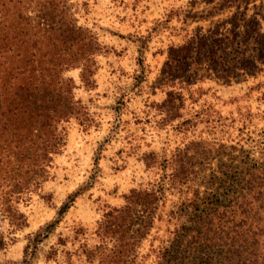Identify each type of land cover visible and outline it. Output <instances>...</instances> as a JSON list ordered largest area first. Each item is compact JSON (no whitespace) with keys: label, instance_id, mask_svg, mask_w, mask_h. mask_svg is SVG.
Masks as SVG:
<instances>
[{"label":"rangeland","instance_id":"obj_1","mask_svg":"<svg viewBox=\"0 0 264 264\" xmlns=\"http://www.w3.org/2000/svg\"><path fill=\"white\" fill-rule=\"evenodd\" d=\"M64 6L100 47L89 77L82 67L65 73L82 112L58 125L61 150L15 201L26 225L16 229L0 208V264H170L162 253L171 233L189 221L196 193L214 190L221 171L246 157H264V54L249 33L253 21L264 33V0H65ZM202 36L205 49L180 66L171 49ZM233 53L249 59L248 70L228 68ZM169 91L182 98L174 118L163 106ZM179 151L193 167L181 188L172 184L169 161ZM135 190L161 198L148 235L124 262L103 226ZM251 191L264 197V179ZM241 212L249 218L227 221L230 236L264 233L262 211L245 205Z\"/></svg>","mask_w":264,"mask_h":264},{"label":"trees","instance_id":"obj_2","mask_svg":"<svg viewBox=\"0 0 264 264\" xmlns=\"http://www.w3.org/2000/svg\"><path fill=\"white\" fill-rule=\"evenodd\" d=\"M64 4L65 0H0V208L16 229L24 227L26 219L15 208V201L40 182L53 154L61 150L63 137L58 125L82 112L73 94L75 84L65 73L82 67L84 77H89L93 56L100 47L93 34L73 22ZM249 33L264 54V33L257 21ZM207 39H190L172 48L179 65L187 66L191 54L201 53ZM227 62L228 68H249V59L240 53H233ZM181 105V96L169 91L163 104L167 115L174 114V118ZM150 160L145 158L148 166ZM169 161L172 184L181 188L189 180L191 158L179 151ZM98 162L99 158L96 165ZM221 174L211 184L214 190L201 197L196 193L199 197L190 206L189 221L171 233L173 237L162 253L169 256L170 264H183L182 255L189 260L186 264H264V233L250 230L248 237H232L225 231L226 222L242 215L245 205L262 211L264 224V197H253L251 191L258 179H264V157L248 156L243 164L232 165ZM76 197H69L60 216ZM160 198L158 191L135 190L126 197L124 207L105 215L103 229L119 243V259L128 262L136 245L148 235ZM241 218L245 222L249 217L244 213ZM54 225L47 226L48 233ZM219 230L225 239L218 237Z\"/></svg>","mask_w":264,"mask_h":264}]
</instances>
